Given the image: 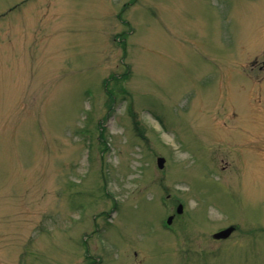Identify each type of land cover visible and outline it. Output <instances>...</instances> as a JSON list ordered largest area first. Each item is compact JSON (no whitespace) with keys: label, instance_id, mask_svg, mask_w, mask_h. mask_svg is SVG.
I'll return each instance as SVG.
<instances>
[{"label":"rangeland","instance_id":"374dc122","mask_svg":"<svg viewBox=\"0 0 264 264\" xmlns=\"http://www.w3.org/2000/svg\"><path fill=\"white\" fill-rule=\"evenodd\" d=\"M263 62L264 0H0V264H264Z\"/></svg>","mask_w":264,"mask_h":264},{"label":"water","instance_id":"95a60500","mask_svg":"<svg viewBox=\"0 0 264 264\" xmlns=\"http://www.w3.org/2000/svg\"><path fill=\"white\" fill-rule=\"evenodd\" d=\"M157 163H158V166H159L160 168H163V167H164V164H165V158H164V157H159V158L157 159ZM182 211H183V205L180 204V205L178 206V208H177V212H178V213H182ZM172 221H173V216H170V217L168 218V223L171 224ZM234 230H235V226H230V227H228V228H226V229H224V230H222V231L216 233V234L214 235V237H215V238H227L228 236H230V235L233 233Z\"/></svg>","mask_w":264,"mask_h":264},{"label":"flooded vegetation","instance_id":"af4514ba","mask_svg":"<svg viewBox=\"0 0 264 264\" xmlns=\"http://www.w3.org/2000/svg\"><path fill=\"white\" fill-rule=\"evenodd\" d=\"M261 69H264V62H263V66H260ZM227 239V238H226ZM221 240V239H220Z\"/></svg>","mask_w":264,"mask_h":264}]
</instances>
